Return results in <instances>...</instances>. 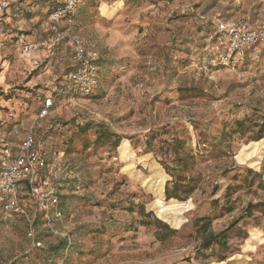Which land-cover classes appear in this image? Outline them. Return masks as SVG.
<instances>
[{"label":"rangeland","instance_id":"1","mask_svg":"<svg viewBox=\"0 0 264 264\" xmlns=\"http://www.w3.org/2000/svg\"><path fill=\"white\" fill-rule=\"evenodd\" d=\"M49 5L27 0L0 14V140L30 125L50 87L66 81L69 46L47 31ZM261 12L259 0H84L70 34L100 57L96 88L56 102L35 126L52 177L62 178L56 227L70 245L50 250L61 236L38 225L36 247L20 219L0 218V264H264V213L244 215L264 201V52L204 64L220 40L218 15ZM22 42L39 52L22 56ZM102 131L119 144L97 138ZM176 139L194 156L196 188L165 201L160 186L171 178L159 161L177 163ZM236 219L225 243L202 248Z\"/></svg>","mask_w":264,"mask_h":264},{"label":"built area","instance_id":"2","mask_svg":"<svg viewBox=\"0 0 264 264\" xmlns=\"http://www.w3.org/2000/svg\"><path fill=\"white\" fill-rule=\"evenodd\" d=\"M19 0H0V14ZM84 0H58L53 2L47 16V28L56 41L69 46V71L63 84H54L42 99L33 122L26 126L14 125L11 141L0 140V218L22 216L29 223L27 236L33 239V221L41 213L46 227L54 236L67 237L53 224L60 220L58 188L53 182L49 164L37 148L34 130L37 120L48 117L56 102L76 96H90L98 81V54L86 49L83 41L70 34L75 14ZM261 14L238 18L215 19L218 41L204 60L206 67L222 68L232 65L239 56L251 54L256 48L264 52V0H259ZM22 56L39 52L38 42H22ZM11 116V115H10ZM61 155L58 156V159ZM54 176V175H53ZM29 208V210H28ZM36 247H42L35 241Z\"/></svg>","mask_w":264,"mask_h":264},{"label":"trees","instance_id":"3","mask_svg":"<svg viewBox=\"0 0 264 264\" xmlns=\"http://www.w3.org/2000/svg\"><path fill=\"white\" fill-rule=\"evenodd\" d=\"M24 1H27V0H19L16 4H13V5L9 6L8 9H6L4 12L6 13V12H8L9 10H11L13 8L19 7ZM56 1H58V0H46V2L48 4H50L49 8L52 5V3L56 2ZM49 8L47 10V16H48V13H49ZM214 29H215V25H214ZM47 31H48V28H47ZM99 62H100V57L98 55V60H97L98 75H99V70H100ZM208 69H210V68H208ZM212 69H219V68H212ZM95 88H96V86H95ZM40 107H39V109H40ZM101 126L102 125H100V127ZM97 134H98L97 138H104V139L105 138L107 139L111 135H113L114 136L113 145H115V146H117L119 144L120 139H121L117 134H110L107 131L98 132ZM34 135H35V140H36V143H37V148L45 156L48 164H50L48 159H47V157H46L45 152L39 147V143H38V141L36 139V129L34 130ZM153 138H154L153 136H151L149 138L147 137L146 141H145V145H146L147 149H149L150 151H152L151 148H152V140H153ZM262 138H264V135H259L257 137V140H260ZM173 143L176 146V148H175L176 151H175V157L174 158L176 159L177 163L174 166L170 167L169 165H167V163L165 161H159V163L162 166V168L165 171V173L171 178L170 181H167L165 183L164 189H163V183L161 184V186H160L161 195H162L163 190H164L165 201H169L171 199H175V200H178V201H184L194 192V190L196 188L195 178L192 175L189 174V170L192 168V166L194 164V156L191 153L182 150V147L184 145V142L182 140L176 139V140L173 141ZM179 150H181V154H179L180 153ZM59 155H61V158L63 157V153H61ZM57 159H58V157H57ZM61 179L62 178L58 177V176L53 178V182L56 185V187L58 188V206H57V209L61 213L60 220H54L53 221V224H54L55 227H56V223L60 222L61 219H62V216H63V209H62L61 203H60V199L62 198L63 195H60L61 193H59L60 191L63 190L62 189V185L63 184H61L59 182V181H61ZM232 188H234V187H231V186H227L226 187V196H227L228 192ZM28 210H29V208H28ZM227 210L230 211V208L227 209ZM253 211H259V212L264 213V201H258L256 203L249 202L246 205V207L244 208V215L246 217H250V216H252ZM141 214H144L143 210H142ZM145 215L148 216V217L149 216H153V219H154V222L156 223V225L159 226L160 228L164 229L167 233L173 234V233L176 232L175 229H172L171 227H169L170 219H162V220L166 221V223H165L161 219H158V218L154 217V215H152V213H148V214H145ZM11 219H20L25 224V226L27 227V233H28V231H29V223H28L26 218H24L22 216H14ZM238 222H239V219H236L233 222H231L224 230L220 231L219 233H217V234L210 233L209 235L205 236L202 239V241H201L202 248H204V249L208 248L211 244L216 243V242L225 243L226 238H227V233L232 228H234L237 225ZM141 224L143 226H146L149 223H147L146 221H142ZM38 225L43 227V230H44V232L47 235L54 236L49 231V229L46 227L44 219H43V215L41 213H38V214H36V216L34 218V221H33V225H32V229H33L32 242H35V241L39 242V240H37V237L35 235V228ZM58 238H59L58 243L56 245L50 247V250L55 251V250H58L59 248L64 249V248L69 247L70 239L68 237H58Z\"/></svg>","mask_w":264,"mask_h":264},{"label":"crops","instance_id":"4","mask_svg":"<svg viewBox=\"0 0 264 264\" xmlns=\"http://www.w3.org/2000/svg\"><path fill=\"white\" fill-rule=\"evenodd\" d=\"M1 131V130H0Z\"/></svg>","mask_w":264,"mask_h":264}]
</instances>
